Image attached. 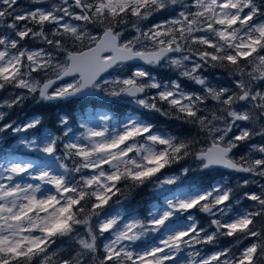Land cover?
<instances>
[{
  "label": "snow or ice",
  "instance_id": "1",
  "mask_svg": "<svg viewBox=\"0 0 264 264\" xmlns=\"http://www.w3.org/2000/svg\"><path fill=\"white\" fill-rule=\"evenodd\" d=\"M18 3L0 0V25L6 29L0 32V91L21 89L38 93L44 101L100 94L114 101L127 97L143 109L198 125L212 137V145L195 152L191 139L157 132L150 122L129 118L114 133L81 125L86 132L63 144L64 156L73 163L71 168L60 163L59 175L37 169L31 161L0 164V264H33L37 258L40 264H54L57 254L49 250L59 238L74 240L77 250L55 264H89L90 254L98 251V235L106 233L109 239L99 264H264V224L257 229V219H264V185L260 192L243 193L255 208L236 216L228 215L233 189L217 184L167 199L166 209L150 219L106 218L93 223L113 197L123 194L122 184L173 185L178 177L161 179L164 170L189 156L200 161L202 169L221 166L264 178V0H31L30 8L17 11ZM161 13L171 18L144 25ZM90 26L102 32L94 35ZM129 28L135 34L124 39ZM28 41H40L49 49L24 47ZM69 41L72 51L66 48ZM54 52L64 53L65 62L59 63ZM170 53L183 55L171 57ZM130 61L148 67L134 66L126 76L101 79L102 73ZM163 61L182 69L180 75L200 85L201 93L183 91L176 80L159 81L150 69ZM205 67L230 68L236 77L230 81L232 86H212L200 75ZM40 72H52L54 78L43 83L34 80L33 73ZM68 76L79 78L54 87ZM153 89L155 93L148 95ZM26 98L19 93L0 104L12 108ZM208 100L215 102L210 115L201 107ZM4 118L0 112V121ZM59 123L67 125L68 118L60 117ZM40 124L39 117L15 127L4 123L0 133L27 132ZM256 138L259 142L254 143ZM20 144L55 157L60 138L49 133L39 142L21 139ZM241 146L249 151L234 159L233 150ZM181 172L186 176L190 169ZM24 176L40 183L17 181ZM249 183L244 179L241 186ZM41 184L53 191L43 194ZM192 210L212 217L213 231L201 226ZM179 213H188L185 219L190 223H173ZM217 214L227 218H216ZM154 234L159 235L150 244L136 247ZM222 236L235 237L237 244L250 238L255 242L237 252L225 248L201 257L198 251H188L181 257L185 250L215 243Z\"/></svg>",
  "mask_w": 264,
  "mask_h": 264
},
{
  "label": "rangeland",
  "instance_id": "2",
  "mask_svg": "<svg viewBox=\"0 0 264 264\" xmlns=\"http://www.w3.org/2000/svg\"><path fill=\"white\" fill-rule=\"evenodd\" d=\"M19 1H21L22 4L20 5V7L16 8L17 11L27 10L28 8H30L32 6L31 0H19ZM52 2H55V0H49V3H52ZM166 18H169V19L171 18L169 13L157 14L156 16L150 17L147 21H145L144 25L150 27L153 23H159ZM7 20H8L7 23H11L9 18H7ZM124 32H125L124 38H126V39H131L133 37V35L135 34L130 28L127 30H124ZM33 49H35V48H33ZM181 55H183V54L182 53H171L170 54L171 57H180ZM54 56H55V59L59 63H63L64 58L66 59L65 55L64 56L60 55V52H54ZM132 67H134V65H132V66L121 65L118 68H114L111 71H109L107 74L102 76L101 79L102 80H105V79L106 80H113L117 76H126L129 74L128 70H131ZM167 67H169L167 61H163L160 64L161 69H165ZM188 67L190 68L191 65L189 64ZM171 68L174 70V72L177 75H180V72L182 71V69H179L176 67H171ZM208 69H209V67H205L204 69H202L200 72V75L206 77L212 86H214V87H231L232 86L230 81L236 78L232 75V73L226 74V73L221 72V73L211 74L210 76L203 75L202 71L208 70ZM41 73H43L42 75H45L44 72H41ZM46 75L47 76L45 79H47L48 77L49 78L54 77V74L52 72H49ZM74 79H78V78L77 77L69 78L56 87H60L62 84L71 83V82H73ZM161 82H165V81H161ZM105 87H108V86H105ZM185 92H187V91H185ZM192 92L200 94L201 93V86L197 85L193 82ZM0 93H1L0 94V101H4L10 97L15 96L16 94H19V93L26 95L27 98L31 96V94H27L25 92V90L15 89L12 87L7 88L6 90H4L3 92H0ZM148 95H152V94H150L148 92ZM37 97L39 98L38 95H37ZM82 100H81V102L83 103L82 106H84V105L89 106L90 110H86L82 116H77V117L72 118L73 124L68 120L67 125H60L59 119H60V117H63L64 115H59L57 117L56 123H55V129H60L59 132L51 133L47 129L41 128L40 131H44V132L40 136V138L32 136V135L28 137V135H27L28 131L27 132H21V133H13L11 130H8L5 133H0V151L4 149L3 144L5 142V138H7V140L10 142L9 147L11 149L17 150V151H22V153L24 154V155L15 154V155L8 157V158H5V159L0 158V164H7L9 161H13V162L31 161L36 165L37 169L44 168V169L50 170L51 173L54 175H59L63 172V169H61L59 167L60 163H66L69 166V168L72 167V163H73L72 160H69L64 156L63 144L67 143V142H71L77 137H81L82 134H84L86 132V128L81 127V125H86L87 127L95 128L96 130H101L103 128H107L110 133H114L115 131L121 130V124L123 122H126L129 118H135L138 120L145 121L144 118L139 116V114L137 113L138 111L142 110L143 108L139 107L138 105L136 106L134 104V102H130L129 98H120L119 100L114 101L111 98H105L103 94H100V95H92L89 97H85V98H82ZM56 101H60V100H53V101H46V102H56ZM102 102H113L114 104H127V105H129L131 110H133V108H134L135 111L134 110L131 111L128 108V113H126L123 116V118L118 122V121L113 119V116L110 114L109 111H107V108L101 104ZM209 102H210L209 103L210 106L208 104V106H201V107L203 108V110H206L205 112L210 114L211 110L215 108V102L211 101V100H209ZM2 106L3 105L0 104V107H2ZM70 107L74 108V107H78V105L72 104V105H70ZM0 112H3L5 114L4 120L6 121V123H13L14 127L23 125L24 123L29 121V119H27V120H23L21 123L17 122V120L19 118L29 116L28 110L20 112L14 107H12V108L6 107V109L1 110ZM151 112H153V111H151ZM105 117H106V119H105ZM3 124H1L0 126H3ZM196 126L199 128L198 125H196ZM69 129H70V131H68ZM154 129H155V131L160 132L159 128H157L155 125H154ZM66 131H68V135L64 136V132H66ZM49 133L51 134L52 137H59L60 138V145L58 146V151H57L55 157L45 156L42 153L27 149L22 144H20L21 139H28V140L36 139L39 142L41 137L46 136ZM203 135L208 139L207 145L209 146L210 144H212V137L207 132H203ZM253 142L254 143L259 142V138H256ZM207 145L201 144L197 148L196 152L202 151L204 148L207 147ZM239 149L243 152V154H245L246 152L249 151L248 148L243 147V146H241ZM35 155H37L38 157ZM56 157H60V159H57ZM188 165L191 166V171H196V170L197 171L192 172V174L189 175L188 177H186L185 175L182 174V172H181L182 168H180V170H179L180 173H171V172L166 173V174L163 173V175L161 176V179H163L164 177H168V176H175V177L178 176L177 182L173 185H165L162 188L157 187L155 182H149V184L147 185V188L143 189L144 190L143 192L142 191L139 192L142 195V198L152 199V202H151V204H150V206L146 212L147 217H145V219H143V220L150 219L151 214H153V213H158L159 211L165 210L167 199H174L177 197H181L183 195L188 194L193 188H200L197 185V183L191 181V180H195L194 178H198L200 176V174L198 172V170L200 169V162H198L194 158V160H192L189 164H185L186 167H183V168H187ZM211 172L213 174L217 175L219 178L217 181H213L210 185H217V184H223L224 185V183H227L229 185V187L233 189V192H234L233 201L235 204L231 203V207H230V210L228 211V215L236 216V215L243 213L245 211H249V209L254 210V208H255L254 202H251L247 199H246L247 200V207L239 206L238 204L244 198V196H243L244 192H246V191L260 192L261 185H264V178L253 177L250 174H248L246 176H242V175H238V174H234V173H226V172H223L220 170H212ZM84 174L87 175L89 173L86 170ZM174 174H176L177 176ZM190 176H192L193 178ZM77 178H78V176H77ZM244 179H248L250 181L249 185H247L246 187L241 186L243 184ZM17 181L22 183V184L40 183L39 181L32 180L28 176H24L22 179L18 177ZM209 186H207V187H209ZM207 187H204V188H207ZM138 188L134 187L132 190H130V194L134 193ZM41 189H42L43 194H47V193L53 191L51 186L45 185V184H41ZM200 189H202V188H200ZM241 189H243V190L240 193ZM38 195H40V194L38 193ZM134 198H137V195L128 196L125 199V201L114 202V200L112 199V201L109 202V205H110L109 208H107L106 210H102L101 216L99 218L93 217V223H95L96 219L116 218L122 222V221H125L128 219L138 218L137 214L135 213L137 204L136 203H130L132 201V199H134ZM123 202H125L126 204L129 203L130 208L128 206H126L127 208H124ZM192 211L194 212L195 210H192ZM187 215H188V213L177 214L176 216L173 217V223H175L179 226H183L184 224L190 223V221H187L185 219V217ZM192 216L194 217V214H192ZM202 216H204V218L207 220V222L209 224V220L212 217H209L207 214H202ZM216 218L223 220V219H226L227 217L226 216H220L219 214H217ZM263 224H264V219H263ZM204 228L207 229L209 232L213 231L212 228L208 229V226H205ZM79 231L81 233H83V231H84L83 227H80ZM158 235L159 234L150 235V236L146 237L143 241H138L136 244V247H143L146 244H150L152 242L154 236H158ZM225 238L227 239V237H225ZM108 239H109V234H107V233L104 236L98 235V238H97L98 251L95 254H90V256L92 258L89 259V264L93 263V261L96 259L97 255H100L101 253L104 255L103 246L105 243L108 242ZM243 241H244V239H242L240 241L239 245L232 246L231 249L233 250V252H237V250L239 248H242L243 246H246L249 243L255 242V238H253V242L252 241L243 242ZM68 242L71 244L72 249L74 251H76L77 245L75 244L74 240L68 239ZM234 242L236 243V240ZM206 248H209V249L206 251H202V246L197 245L195 250H193V249L185 250V252L181 253V257H186V253L188 251H198L200 253L201 257H205V256L213 254L216 251H220L222 249H225V248L218 246L217 240L215 243L205 244L204 249H206Z\"/></svg>",
  "mask_w": 264,
  "mask_h": 264
},
{
  "label": "trees",
  "instance_id": "3",
  "mask_svg": "<svg viewBox=\"0 0 264 264\" xmlns=\"http://www.w3.org/2000/svg\"><path fill=\"white\" fill-rule=\"evenodd\" d=\"M21 4H22L21 1H19L16 8L20 7ZM9 20L11 21V18H9ZM49 27H51V26H49ZM5 30H6L5 26L0 25V32H3ZM89 31H91L94 35H96V34H99L102 31V29H100L98 26H96V27L90 26ZM124 39H126V38H124ZM40 46L44 47L45 49H49L48 45L42 44L40 41H28V42L24 43V47H27V48H37ZM193 47L195 48V47H199V46L194 45ZM66 48L68 51H72L73 50V44L69 41L66 44ZM76 50H80V49L76 48ZM60 55L64 56L65 54L60 52ZM64 62H65V58L63 60V63ZM154 72H155L156 78L159 81L169 82V81L175 79L176 81L180 82L181 88L184 91L192 93L193 81L188 80L184 77L176 76V74H174L173 72H171L169 70L154 69ZM221 72L226 73V74L232 73L230 68L226 69L223 67H209L208 70L202 71L203 75H206V76H210L211 74L221 73ZM42 74L43 73H41V72L40 73H33L32 78L34 80L40 81L42 83L47 76L46 74L45 75H42ZM3 91H0V92H3ZM154 92H155L154 89L149 91L150 94H154ZM81 100L82 99H71V100H67V101L46 102V101L38 98L37 94H31V96L26 98L21 104L15 105L13 107L16 108L20 112L28 110L29 116L19 118L17 120V122L21 123L23 120H27V119L31 120L35 117L41 118L40 126L38 128H35V129H30L27 132L28 137L32 135V136L40 138V136L44 132V131H40L41 128L47 129L51 133L60 131V129H55L56 119L59 115L66 116L68 118V120L72 123V118L77 117V116H82L86 110H90L89 106H86V105L82 106L83 103L81 102ZM209 103L210 102L208 100L206 102V105H203V106H208ZM72 104H77L78 107L71 108L70 105H72ZM101 104L107 108V111L110 112V114L113 116V119L118 121V122L123 118V116L126 113H128V108L131 110V108L127 104H114L113 102H102ZM209 106H210V104H209ZM161 107L166 108L167 105H161ZM4 109H6L5 106L0 107V111L4 110ZM133 110L135 111L134 108H133ZM133 110H131V111H133ZM214 110H215V108L212 109L211 112ZM205 111L206 110H203L204 114L210 115L209 113H207ZM137 113L139 114V116L144 118V120L146 122H150L153 125H155L157 128H159V131L162 133H167L169 135H177L181 138L191 139L194 142L193 151H195V152L201 144L202 145L208 144V139L203 135L204 131H201L200 128H198L195 124L183 123L179 120H175V119H172L171 117H166V116L160 115L157 112H151V111L146 110V109H142V110L138 111ZM3 123H6V121L5 120L0 121V125ZM9 144H10V142L7 140V138H5V142L3 144L4 149L0 151V158L5 159V158L11 157L15 154L24 155L22 153V151H17V150L11 149L9 147ZM237 152H238V149H235L233 152L235 154V156H236ZM35 156H37V155H35ZM194 158H195L194 156H189L187 159L181 161L179 164H174L171 168L165 169L163 173L164 174L170 173V172L171 173H180V171H179L180 168L186 167L185 164H189L192 160H194ZM187 168L190 169V172L186 175V177L191 175L192 172L197 171V170L191 171L190 165H188ZM198 172H199L200 176L198 178H194L195 180H191V181L197 183V185L202 189H204V187L209 186L213 181H217L219 178L217 175L213 174L212 172H211L212 173L211 174L210 171H201L199 169ZM174 175H176V174H174ZM190 177H192V176H190ZM148 184H149V182L146 183L145 185L139 187L134 193H131V194H130V190H132L134 187H127V186H125V184H122L121 189H122L123 194L118 195L117 197H113V200H114V202L125 201V199L128 196L137 195V198L132 199V201L130 203H136L137 204L135 213L137 214L139 219L143 220V219H145V217H147L146 212H147V210H148V208L152 202V199L142 198V195L139 192L140 191L143 192L144 191L143 189L147 188ZM224 185L226 187H229V185L227 183H224ZM233 196H234V192H233ZM123 203H124V205H123L124 208H127L126 206L129 207V203H127V204L125 202H123ZM231 203L235 204L233 201V198H232ZM238 205L243 206V207H247V200L245 198H243ZM109 206L110 205L105 207L103 210H106L107 208H109ZM249 211H251V209H249ZM191 214H194V218L195 219L197 218L196 220L198 221V223L201 226L202 225H203V227L208 226V229H210L207 220L204 218V216L199 214L198 211H196V210L194 212L192 211ZM262 224H263V219L258 218L257 219V229H259ZM235 240H236L235 237H232V238L227 237V239H226L225 237L222 236V237H219L217 239V243H218L219 247L232 248V246L239 245V244L234 242ZM247 241L253 242V238L244 239L243 242H247ZM201 246H202V251H206L209 249V248L204 249L205 244H201ZM49 251H50V253L54 252L57 254V256L54 259V264H55V260H58L60 258H67L70 255H75V251L72 249L71 244L68 242V238L57 239L56 243L52 245V247ZM102 257H103L102 253L100 255H97L96 259L93 261L92 264H99V260ZM33 264H40L39 258L34 260Z\"/></svg>",
  "mask_w": 264,
  "mask_h": 264
},
{
  "label": "water",
  "instance_id": "4",
  "mask_svg": "<svg viewBox=\"0 0 264 264\" xmlns=\"http://www.w3.org/2000/svg\"><path fill=\"white\" fill-rule=\"evenodd\" d=\"M129 63H134V64H139V65H144L143 64V62H141V61H130ZM106 73V72H105ZM105 73H102V75L103 74H105ZM70 77H73V76H68V77H65L64 78V80H66L67 78H70ZM76 77H78V76H76ZM54 78V77H53ZM79 78V77H78ZM64 80H62V81H64ZM62 81H57V83H56V85L57 84H59L60 82H62ZM55 86V85H54ZM39 96V95H38ZM91 96V95H90ZM82 97H87V96H82ZM76 98H81V97H76ZM124 98H127V97H124ZM135 104V103H134ZM136 105V104H135ZM137 106V105H136ZM209 147H211V146H209ZM209 147H207L205 150H207ZM204 151V150H203ZM211 169H219V170H222V171H225V172H233V173H236V174H245V173H239V172H234V171H232V170H229V169H226V168H223V167H221V166H214V167H211V168H208V169H202L201 168V170H211Z\"/></svg>",
  "mask_w": 264,
  "mask_h": 264
},
{
  "label": "flooded vegetation",
  "instance_id": "5",
  "mask_svg": "<svg viewBox=\"0 0 264 264\" xmlns=\"http://www.w3.org/2000/svg\"><path fill=\"white\" fill-rule=\"evenodd\" d=\"M233 152H234V150H233ZM239 152H240V153H239ZM241 155H244V154H243V152H242L240 149H238V152H237L236 156H235L234 153H232L233 158H234V159H237V160L239 159V157H240ZM246 175H248V174H246ZM246 175H242V176H246Z\"/></svg>",
  "mask_w": 264,
  "mask_h": 264
}]
</instances>
